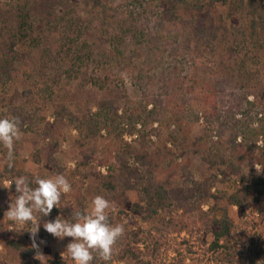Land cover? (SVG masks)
<instances>
[{
	"label": "trees",
	"instance_id": "obj_1",
	"mask_svg": "<svg viewBox=\"0 0 264 264\" xmlns=\"http://www.w3.org/2000/svg\"><path fill=\"white\" fill-rule=\"evenodd\" d=\"M39 1L2 5L6 11L17 9L19 31L0 15V81H11L14 61L21 58L17 48L36 29L39 36L32 44H47L42 66L56 71L57 78L36 89L27 87L15 102L0 94V108H6L0 118H17L21 131L34 134L35 144L47 141L50 148L37 149L34 160L40 164L46 158L55 169L54 155L63 152L69 130L78 133L72 192L62 195L48 217L39 216L40 225L58 216L71 220L75 210L85 209V181L96 176V194L115 207L110 223L125 226L107 264H264V235L257 231L264 222V171L257 173L254 167H264V145L257 146L264 136V0H121L126 10L121 20L118 7L87 0L88 15L98 22V36L111 43L114 58H96L92 45L80 42L85 28L74 6L46 21ZM52 1L57 2L54 8L73 3L46 0L47 7ZM137 12L150 18V29L137 30ZM131 36L142 48L144 62L137 77L141 96L124 104L120 113V103L129 95L112 66L130 63L125 42ZM55 42L58 51L52 48ZM62 62L69 64L65 71ZM62 75L85 86L91 83L107 97L97 110L77 114L54 99L61 92ZM40 101L53 108V120L44 125L38 115ZM195 124L201 128L198 134ZM126 134H140V148L130 146ZM152 134L156 140L149 151L146 138ZM18 146L16 141L15 154ZM194 155L202 156L200 179L194 174ZM19 176L36 187L32 173L10 162L0 164V245L21 264H31L42 242L48 247L49 240L43 228L35 237L38 249L33 248L30 225L4 217L10 198L18 193L14 184L8 189L3 182ZM176 176L182 179L179 186L171 184ZM130 192H136L137 201ZM207 199L213 202L204 210ZM229 207L237 208L239 223ZM138 220L152 227L147 230ZM49 264L67 262L56 257ZM92 264L105 262L94 259Z\"/></svg>",
	"mask_w": 264,
	"mask_h": 264
},
{
	"label": "rangeland",
	"instance_id": "obj_2",
	"mask_svg": "<svg viewBox=\"0 0 264 264\" xmlns=\"http://www.w3.org/2000/svg\"><path fill=\"white\" fill-rule=\"evenodd\" d=\"M87 0H73V3L57 6L56 8L53 7L54 4L57 2L52 1L51 7H47L46 0H40L38 3L40 4L39 11L43 12V15L46 21L50 20L53 16H58L63 14L65 11H68L74 6V10L76 13V17L79 19V24L85 28L83 36L79 39L80 42H87L92 45L94 50V57L99 58L100 56L108 55L109 58L115 55L113 47L111 43L108 41L106 42L104 39L98 36V32L96 31V27H98L97 20L92 19L87 12ZM112 6H116L119 8V19L121 20L125 15V7L121 0H106ZM10 0H0V15L7 16L9 26L15 31H19V17L18 11L16 8L12 10L6 11L3 9L2 5L4 3H9ZM46 3V6L44 5ZM221 11L223 9H220ZM51 11V13H50ZM42 15L41 13H39ZM137 18V30L143 29H150L151 28V21L150 18L142 14V12H137L135 15ZM92 21L93 25L88 27L87 24ZM38 29L33 33H30V36L24 38L21 45L17 48V51L21 54L20 60L14 61L15 69L12 72V79L6 85H3L0 81V94L2 97H7L10 102H15L18 97L17 94H21L27 87H31L36 89L40 86L43 81H47L50 78H54L56 76V71L51 68L45 69L42 66L41 56L43 54V50L47 47V44L43 42L39 47H35L32 44V39L37 38ZM52 48L54 51L59 50V45L57 42L52 44ZM142 51L141 46L135 40L133 36L128 37L125 42V54L130 58V63L123 62V63H114L112 66L113 72L116 76L124 82V85L127 89L129 100L126 99L122 100L120 103V110L122 112V107L124 104H132L136 99L141 96L140 89L137 85V77L139 74V70L143 66V56L140 55ZM1 56V54H0ZM262 57L264 58V52L262 53ZM10 59V58H9ZM95 63L91 64L90 70H95ZM69 67V64L66 62H62V70L65 71ZM102 74V73H101ZM60 83H58V87L60 88L61 92H56L55 100H60L75 113L77 114H85L90 110H97V104L107 97L106 92H102L91 83H88L86 86L80 84L78 80H68L66 75H62L59 78ZM55 91L57 90L56 85H54ZM40 110H38V115L43 119V124L53 120V108L51 103H45L40 101L39 104ZM31 111L35 110L34 105L30 107ZM6 108H0L1 111H5ZM203 121V120H202ZM155 125L154 127H156ZM140 128V127H139ZM152 128H149V132H152ZM193 130L195 134H198L201 131L199 124H195L193 126ZM23 135L20 140L17 142L19 143L17 154L13 151V158L11 161L7 158V149L3 147L0 151V164L2 166L5 165L6 162H10L11 164L15 165L17 169H24L33 175H39L41 177H46L52 174H64L68 181L74 183L76 181L74 175V168L67 167V161L72 160L76 161L79 157L78 150L76 148V140L78 138V133L74 129H70L67 140L63 145V152H57L54 157L56 159V166L50 164L46 158L42 159L40 164H37L34 160V155L37 149H46L48 150L50 147L47 141H40L39 144H35L33 142L34 134L32 132H23ZM151 135V134H150ZM155 134L146 138L147 142V149L150 151L152 150L153 142L156 140ZM142 140L140 134H134L132 136L126 134L125 141L133 147L140 148L141 144L140 141ZM152 142L151 143L149 142ZM15 149V148H14ZM47 161V162H46ZM193 169L194 174H196L197 178L200 179L204 164L202 161L201 155H194L193 156ZM61 171H59V169ZM256 169V168H255ZM102 173H106V168L100 169ZM103 170V171H102ZM161 179H164V176H160ZM171 184L173 186H179L182 184V179L179 176L172 178ZM98 185V179L96 176H91L85 181V186L83 189V196L85 205L90 202L91 198L96 196V188ZM129 197L133 201H137V194L136 192H130ZM211 199L205 200L203 204V209L207 210L212 204ZM226 206V204H223ZM229 211L231 216L236 220L237 223L240 222L238 217V211L236 207H229ZM259 214H255L256 221L260 223L258 219ZM140 225L145 229H150L152 224L143 222L138 220ZM43 225H40L39 232H42ZM257 231L264 235V222L260 223ZM45 234V233H44ZM185 234H183L184 236ZM47 239L49 240V246L47 247L46 242H42L40 246L39 252H41L47 258V264H49L50 260H54L56 257H61V253L66 251V246L68 243L72 242L71 238L65 237L63 240H59L55 238L51 234H47ZM209 241L212 240L210 236H208ZM47 247V248H46ZM49 248V250H47ZM63 261L67 262V264H72L70 259H62ZM188 263L192 264L189 260ZM0 264H21L20 258H14L8 256L5 249L0 245ZM31 264H41V262L35 257ZM123 264V263H122Z\"/></svg>",
	"mask_w": 264,
	"mask_h": 264
},
{
	"label": "clouds",
	"instance_id": "obj_3",
	"mask_svg": "<svg viewBox=\"0 0 264 264\" xmlns=\"http://www.w3.org/2000/svg\"><path fill=\"white\" fill-rule=\"evenodd\" d=\"M252 127H258V124L253 123ZM22 135L17 118H0V144L7 149L9 161L13 158L15 142L20 140ZM261 145H264V136L257 140V146ZM66 166L75 168V161H67ZM254 167L257 173L264 171V167L259 164L255 163ZM32 182L36 187L30 186L26 176L3 182L4 188L8 189L14 184L18 193L10 198L12 202L4 217L13 224L30 225L33 248L38 249L35 237L40 229L39 216L48 217L53 208L61 203L62 195L72 192V185L64 174L46 177L36 175ZM114 211L115 207L109 200L96 195L91 198L85 209L75 210L71 220L58 216L54 221L44 223L43 228L59 240L71 238L72 242L67 244L66 251L61 253L62 259H70L72 264H92L94 259H99L107 264L113 260L115 246L125 232L124 222L110 223L109 213ZM9 229L12 230L11 227ZM35 259L41 264H47V258L39 251Z\"/></svg>",
	"mask_w": 264,
	"mask_h": 264
}]
</instances>
